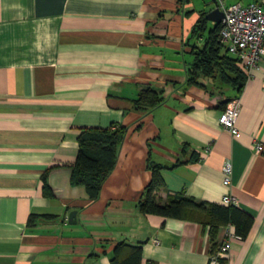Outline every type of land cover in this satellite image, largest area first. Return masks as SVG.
<instances>
[{
    "label": "crops",
    "instance_id": "crops-1",
    "mask_svg": "<svg viewBox=\"0 0 264 264\" xmlns=\"http://www.w3.org/2000/svg\"><path fill=\"white\" fill-rule=\"evenodd\" d=\"M212 7L211 0H0V264H110L118 241L141 245L140 264H207L233 227L220 226L212 244L193 217L141 212L148 163L160 165L170 191L207 202L234 197L253 221L243 238H230L225 259L264 264V152L252 147L264 142V61L239 91L211 76L186 82L216 23L205 16ZM146 87L163 101L140 110L133 99ZM235 95L237 136L218 123ZM113 122L126 131L91 199L71 181L77 135Z\"/></svg>",
    "mask_w": 264,
    "mask_h": 264
},
{
    "label": "trees",
    "instance_id": "trees-1",
    "mask_svg": "<svg viewBox=\"0 0 264 264\" xmlns=\"http://www.w3.org/2000/svg\"><path fill=\"white\" fill-rule=\"evenodd\" d=\"M198 25L201 26V21ZM219 28L220 22L214 23L209 28L204 46L194 52V58L186 71V82H198L197 78L201 75L215 74L239 91L247 76L234 55L226 50L221 52ZM162 101L163 97L160 93L150 87L141 89L133 99L140 110H149ZM125 131L126 127L119 122H113L106 127L90 126L80 129L77 135L76 158L71 166V181L83 185L89 198L95 199L99 195L103 181L116 163L118 147ZM148 165L151 169V177L137 201L141 212L169 217H193L202 226L208 228L212 244L217 229L222 225L230 224L234 233L241 238L248 233L253 221L250 213L234 203L196 200L182 191H170L166 189L160 175V165L154 163ZM42 190L45 194L50 193L46 182ZM160 192L165 193L164 197L159 194ZM35 216L30 214L27 223L31 224ZM140 260V244L118 241L112 248L110 264H140Z\"/></svg>",
    "mask_w": 264,
    "mask_h": 264
},
{
    "label": "built area",
    "instance_id": "built-area-1",
    "mask_svg": "<svg viewBox=\"0 0 264 264\" xmlns=\"http://www.w3.org/2000/svg\"><path fill=\"white\" fill-rule=\"evenodd\" d=\"M223 17L220 21L218 37L221 46L228 53L234 55L246 75L250 74L252 67L264 61V1H250L247 3L233 2L228 5L220 2ZM240 108L239 95L229 99L220 114L218 123L232 135H239L240 130L236 125V118ZM252 147L255 152H264V142L254 139ZM208 146L204 147V151ZM222 183L229 185L232 171L231 161L226 159L222 166ZM222 202L234 203V197L224 194ZM231 237H241L229 233L215 249L208 252L207 264H228L225 256L229 251Z\"/></svg>",
    "mask_w": 264,
    "mask_h": 264
},
{
    "label": "water",
    "instance_id": "water-1",
    "mask_svg": "<svg viewBox=\"0 0 264 264\" xmlns=\"http://www.w3.org/2000/svg\"><path fill=\"white\" fill-rule=\"evenodd\" d=\"M213 3V7L209 9L205 16L207 19L212 20L214 22H220L223 17V11L219 8L217 0H211ZM76 211L70 210L68 213V221H75Z\"/></svg>",
    "mask_w": 264,
    "mask_h": 264
},
{
    "label": "rangeland",
    "instance_id": "rangeland-1",
    "mask_svg": "<svg viewBox=\"0 0 264 264\" xmlns=\"http://www.w3.org/2000/svg\"><path fill=\"white\" fill-rule=\"evenodd\" d=\"M211 77H213V78H216L217 80H218V82L219 83H223V81L218 77V76H216L215 74H212V75H210ZM225 83V82H224ZM227 84V83H226Z\"/></svg>",
    "mask_w": 264,
    "mask_h": 264
}]
</instances>
